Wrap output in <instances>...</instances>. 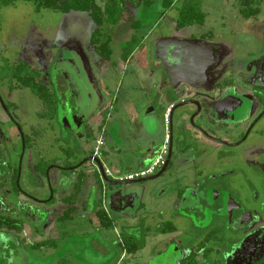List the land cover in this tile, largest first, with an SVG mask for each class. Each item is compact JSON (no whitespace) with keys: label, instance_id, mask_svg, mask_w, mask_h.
<instances>
[{"label":"flooded vegetation","instance_id":"flooded-vegetation-1","mask_svg":"<svg viewBox=\"0 0 264 264\" xmlns=\"http://www.w3.org/2000/svg\"><path fill=\"white\" fill-rule=\"evenodd\" d=\"M129 1L131 0H126L127 11L129 10L127 5ZM145 2L146 0L143 1V3ZM149 3L152 4V1ZM243 9H241L242 14ZM255 15L258 14L248 17L243 14L244 18L248 20L253 19ZM259 22L256 27L264 29V25H260ZM195 26L177 29L175 24L178 32ZM104 34L109 36L112 42V35L109 30L104 29ZM164 35L161 39L162 34H157V37L154 38L159 49L157 63L163 74L155 81L148 80V82L145 80L149 77L143 79V82L139 78L140 72L137 71L142 67L139 64V67L132 64L135 52L143 45L135 48L127 60L123 58L124 50L120 59H113V52L110 58H105L91 43V35L90 51L94 54L95 62L99 60L103 63L102 65L108 64L114 70L119 68L120 63L127 67L132 66V73H134L132 76L137 83L135 89L143 92L139 98L133 99L136 115L132 121L137 130L138 139L136 136L135 138L139 140V145L132 148L129 143H126L125 149L120 150L117 160L122 166L125 165V161L128 164L132 162L131 160H134L137 165H150L162 145L164 116L170 110L171 140L165 164L154 175L144 179L159 175L164 167H167V171L173 162L175 164L174 178L176 179L182 178V170L189 166L195 169L193 171L194 178L197 177L198 180H202V175H208L209 179L212 174H219L221 181L218 184H211L209 181L203 182L202 180L197 183V189H193L194 183L193 188L188 187L190 190L187 197H185L186 191L179 190L177 194L181 206L185 208L198 206L211 210L218 220V225L214 226L212 232L222 234L220 239L219 236L215 237V243L223 248L226 261L231 260L232 263L236 262V264H264V41L261 48L257 50L258 52L249 53L247 57H239L236 55L234 47L236 43H233V37L229 39V43L224 44L225 42L215 40L212 35L208 36V34L203 33L185 35L186 40H179L175 33L169 36H167L168 34ZM102 65H98V67L96 63L94 67L90 65L93 69L89 72L91 79L82 69L80 60L75 57L67 59L46 57L40 62L39 68L28 62L16 63L15 60H7L6 64L0 68L1 220L5 217H11L20 222L14 217L17 214L24 218L22 220L23 226L30 224L35 230L44 229L50 224L48 218H45L46 220L39 218L45 215L47 217L46 208H48L50 201H55V191L59 185L54 187L53 177L55 176L59 181L63 180L69 175V168L78 166L89 157L99 158L104 166L102 172L94 164L96 174L99 175L101 209L105 210L107 215L105 205L108 201V185L129 184L143 180L120 183L105 175L106 169H111L117 174L122 173L105 163L106 157L103 149L106 146L108 148L111 141L106 136L105 138L99 136L95 140L94 129L88 122L92 120L94 114H100V108L94 105L90 95L89 85L94 87L93 84L96 85L98 82L99 76L96 70ZM48 75L51 80H48ZM19 77L29 78L32 84L36 80L41 82L52 97L44 102L34 94L31 88L22 85L19 82ZM60 77L64 81L63 84L59 82ZM184 81H187L188 84ZM136 83L134 84L136 85ZM175 84L178 85L177 90L185 92L184 95L182 93L181 96H176V89L173 87ZM23 90L32 92L46 107L47 114H39L41 119L47 121L45 131L41 134L37 132V124L25 126L16 116L18 105L12 100V95ZM136 91L135 93L138 94ZM124 92L120 89L114 95L109 93L107 106L112 112L111 118L118 116L119 112L114 113L116 110L130 116L131 111L126 107L125 100L127 97ZM129 93L132 98L136 95H133L132 92ZM141 97L145 98L143 101L147 103L152 101L153 104L159 105L163 111L162 119L157 117L158 121L155 120L154 129L151 133L146 131V124L148 120L155 118L153 112L156 107L149 110L145 109L146 105L140 107L141 101L139 99ZM136 102H138L137 105ZM192 117L196 129L188 125ZM59 120L62 130L64 128L72 130L77 138L81 139V142L94 139L96 147L90 148L86 158L81 159L75 165L63 161L45 162L41 158L29 171L30 173H24L25 153L28 150H39L42 146L52 147L53 135L56 134L54 122ZM100 126L101 124L98 125V129L101 134L106 133L107 130ZM146 136L148 137L146 138ZM54 138L58 142L61 140L58 135H55ZM129 140L135 141L131 137ZM81 145L84 149L83 144ZM122 146L120 145L118 149ZM4 149L8 150L9 153L17 149L21 150L22 155L19 162L9 159ZM96 150L98 151L97 155ZM87 164L89 165V162L73 170L72 173L78 174L77 172H81V169L88 166ZM23 174H36V176L44 177L47 183L34 182V191L32 192L34 194L26 193L25 190L23 192L22 189L20 190ZM214 179L215 176L212 180ZM60 190L62 191V189ZM41 191L50 193L51 198L47 200L46 198H39L36 194H41L44 197ZM80 194L81 192L76 195L72 193L61 198V201L66 203H68L66 199L71 198L66 212L72 206L75 208L67 216L64 212L57 222H62L60 219L64 216V221H70L74 218L77 206L72 198L77 195L80 196ZM124 194H128V192ZM119 199L118 196L114 197L113 212L119 208ZM138 200L139 198L135 199L134 209H131L134 213L137 209H141V204L140 208L136 207ZM85 202L87 203V201ZM85 202H83L84 209L87 205ZM115 212L117 213V211ZM108 217L111 220L109 215ZM177 217L179 218V216ZM202 220L205 221L207 218ZM166 223L158 227L155 232L156 236L165 237L175 235L178 232L175 227L172 232L162 233L161 229ZM101 228L103 227L101 226ZM4 230L9 229L0 227V231ZM188 230V232H192L191 236L189 233L184 234V237L188 238V245H185L184 241L180 239L176 244L174 243L175 237L170 238L165 247H162V253H158L161 259L157 260L158 257L155 259L158 264H165L166 256L170 260L175 259L174 264H201V261L204 262L208 257L218 252L215 248L208 247L211 240L210 234L200 239L196 234L197 228L193 227ZM142 243L144 246L140 250L148 245L146 239ZM169 244H175L173 246L174 253L170 257L168 253ZM228 247L237 248L236 254L233 255L231 251H227ZM126 253L135 254L136 252Z\"/></svg>","mask_w":264,"mask_h":264},{"label":"rangeland","instance_id":"rangeland-1","mask_svg":"<svg viewBox=\"0 0 264 264\" xmlns=\"http://www.w3.org/2000/svg\"><path fill=\"white\" fill-rule=\"evenodd\" d=\"M107 1L96 0L101 6H105ZM143 1H129L127 4L129 10L121 23L115 28L105 26L104 29L109 30L112 35L110 49L114 55L113 59H120L124 48L128 44L129 49H135L139 45H143L139 46L140 48L138 47L139 49L135 52L132 64L133 66L139 67L140 65L142 67V78L147 79L149 77L145 80L146 82L148 80L155 81L163 74L157 63L159 49L158 44H156L157 41L154 39L157 37V34H162L161 39L164 34H168L167 36H169L175 33L179 40H183L185 39V35L203 33L208 34V36L212 35L215 40H221L222 43L225 42L224 44L229 43V39L233 37V43H236L234 46L236 55L239 57H247L249 53L258 52L257 50L263 45L264 29L256 26L258 21H260V25H264V0H253L251 7L258 11V15H255L250 20L244 18L241 13V9H246V5L243 4L242 0H203L202 10L206 14L204 25H196L182 32L176 31L175 28L182 0H176L175 7L169 10L163 7V0H146L145 3ZM150 1H152V4L149 3ZM160 28H162V31H160ZM95 29L96 26L87 13L71 12L63 14L59 11L46 9L38 11L32 1L19 0L13 5L0 9V68L6 64L7 60H15L16 63L28 62L39 68L40 62L46 57L63 59L75 57L80 60L82 69L91 79L89 75L91 73L89 72L93 69L90 65L94 67L96 63L98 67V65L103 64L99 60L95 62L94 54L90 51V38ZM132 68V66H128L126 69L128 74L125 72L123 76L115 74L111 78L101 77L100 80L103 84L108 85V91L111 94L113 93V95L120 89L130 91L134 83H136L132 76L134 74L132 73ZM47 78L51 80L49 75ZM61 78H59V82L63 84L64 81ZM136 92L138 94L133 99L139 98L143 93L140 90ZM12 96V100L18 105L16 116L21 123L25 126L37 124V132L43 133L47 126V121L41 119L39 114L45 115L47 114V110L41 100L27 90H23L20 93L15 92ZM69 100L72 99L69 98ZM139 100L141 101L140 107L146 105L145 109L147 108V110L156 107V110L153 112V116H155V118H152L153 120L158 121L157 117L162 119L163 111L159 105L155 103L154 105L152 101L151 103H147L143 101L145 98L142 97ZM99 112L101 114L100 119L106 120L112 114L106 105L101 107ZM118 112V120L115 116L109 122L113 129L110 128V132H107V135L104 134L103 136L110 137L111 135H117L119 141L125 144L129 143L132 148L135 145H139V140H137L138 137L136 136L137 130L135 129L134 122L131 121V117L128 114L125 115L120 110H116L114 113L117 114ZM88 122L94 129L96 140L101 135V131L98 129L99 122L97 123L93 119ZM54 125L56 134L53 135L52 147L42 146L41 149L36 151L28 150L24 157V173L31 171L41 158L45 162L63 161L64 163L75 165L81 159L84 160L86 158L81 144L86 143L91 149L96 147L94 139L91 141L84 139L85 141L81 142V139H78L72 130H66L65 128L62 130L60 120L58 122L55 121ZM61 131L62 133L60 134ZM55 135L60 136L61 140L59 142L55 140ZM130 137L135 141H130ZM103 150H108L107 146ZM7 151L4 149V152ZM7 154L6 156L9 159L15 160L17 163L22 155L19 149L12 153L7 152ZM106 164L109 166V162L106 161ZM85 168V171H89L87 180L91 182V187L93 188L99 180V175H96L94 163H89ZM194 170L190 166L186 167L182 170V178L176 179L174 178L175 164L173 162L164 174L160 177L158 175L157 177L155 176V179L129 184L108 185V197L119 190H122L124 193L133 190L139 196L136 207L140 208V204L144 203L145 208L137 209L136 213L130 209L116 213L106 203L105 208L113 221V226L107 229L95 226V222L93 223L89 219L88 213L83 208V202L88 201L86 204L90 205L94 210L101 209V192L98 193L95 200L91 197H86L88 196L87 193L86 196L77 195L73 197L72 199L77 206L74 218L70 221L57 222L59 217L68 209V203L61 201L62 197L58 192L59 194L55 196V201L48 203L49 206L46 208L47 217L45 215L39 218L41 220L48 218V223L55 222V229L53 227V230H59L61 235V241L56 253L46 258V263L158 264L155 259L157 257V260L161 259L158 253L163 250L162 247H165L167 241L175 237L174 243L177 244V241L180 239L184 241L185 245H188V238L184 237V234L189 233V236H191L192 232H188V229L195 227L198 230L196 234L200 239L210 234L211 240L208 243V247L215 248L218 251L204 262L201 261V264H236V262L232 263L231 260L226 261L224 259L223 248L219 245L217 246L215 243V237L219 236L220 239L222 234L212 232L218 220L211 210L198 206H191V208L181 206V201L177 194L179 190L183 189V191H186L185 197H187L190 190L188 187L193 188L194 183L195 187L193 189H197V183L202 180L203 182L209 181L211 184H218L221 181V177L217 173L212 174L209 179L208 175H202V180H198L197 177L194 178ZM202 171L205 173L204 170ZM205 176L206 179L204 180ZM214 176L215 179L212 180ZM34 182H43L44 184V182L47 183V180L44 177L36 176V174H23L20 190L32 193L34 191ZM41 193L44 197L41 194L36 195L39 198H46V200L51 198L50 193H46V191H41ZM14 217L20 222L24 220L21 215L16 214ZM203 218H207V220L203 221ZM166 222L173 224L178 232L175 235L165 237L156 236L155 232L158 230V227H161ZM96 223L101 226L98 217ZM130 237L135 243H142L146 239L148 245L135 254H127V251L124 250V240ZM162 239L164 241H161ZM161 242L164 243L162 244ZM174 245L169 244V257L174 253ZM237 250V248H227V251H231L233 255L236 254ZM62 252L68 254L64 260L58 259L57 256ZM4 254L3 245L0 242V264L4 263V261L2 262ZM122 256L123 258L120 259ZM166 260L165 264H174L175 259L170 260L166 256Z\"/></svg>","mask_w":264,"mask_h":264},{"label":"crops","instance_id":"crops-1","mask_svg":"<svg viewBox=\"0 0 264 264\" xmlns=\"http://www.w3.org/2000/svg\"><path fill=\"white\" fill-rule=\"evenodd\" d=\"M126 69H127V66L124 65L123 63H120L119 68L117 70L112 69L111 66L108 64L102 65L101 67H99L96 70V72L98 73V76H99L98 82H96V85L93 84L94 87H91L89 85L90 90H91L90 95L93 98L94 105H96L99 108L103 107L104 105H106V106L108 105L110 92L108 91V85H105V84H103V82H101V80H100L101 77L110 78V77L114 76L115 74L117 76H119V75L123 76L125 74V72H126V74H128ZM137 72H140V74H138V75H140L139 78L142 81L143 80V78H142L143 77L142 76L143 70L139 69ZM132 87L133 88L130 91L126 90L124 92L125 96L127 97L126 100L124 99L126 101V107H128L131 111V114H130L131 121L135 118L136 113H135V108H133L134 107V103H133L134 101H133L132 95H129L130 94L129 92H132L133 95L136 94L135 88L137 87V83H136V85L134 84V86H132ZM100 116H101V114H99V113L94 114L92 119L97 121V123L99 122V124H101L100 127H102V129L107 130V132H110L111 125L109 124V122H110V120L112 121L114 118H111V116H110V119L108 118L106 120V119H100ZM116 119L118 120V116L116 117ZM107 132L101 134L100 136H102V138H105V136H103V135L104 134L107 135ZM110 137H108V140L111 141V144L108 146V150L104 151V156L106 157V161L109 162V166L111 165L110 167H112L114 170L119 171L122 174H125V173H130L133 171H137L139 169H144L147 166H149V164H147V165L146 164L145 165H143V164L139 165L138 164L137 165V163L134 160H131L132 161L131 163H128L127 165H124V166H122L121 163L119 164L117 157L120 153V150L125 149V147H124L125 143L122 141H119V137L117 135H115V136L112 135ZM147 137L148 136H146V138ZM120 145H123V146L120 149H118ZM83 146H84V152L87 155V153L90 150V147L86 143H84ZM84 169H86V168L81 169V172L86 174V178H85V181L83 183L80 196H84V195L86 196V193H87L88 196H86V197H91L95 200L98 193H100V191H101L100 188H98L100 186V184H99V182H96L97 184L94 185L92 188L91 182L89 180H87L88 175H89L88 174L89 171L88 170L85 171ZM77 179H78V174H76V173L74 174V173H72V171H70L69 175L66 176L61 181L57 180L54 176L53 177L54 187L55 186L57 187V184H59L58 185L59 190L57 187L56 188L57 191H55V196L58 195L59 193H60L59 195H61V197L62 196L66 197L67 195H71L72 193L74 194L75 184L77 183ZM60 189H62V191ZM129 192H135V191L131 190ZM114 193H117V191ZM114 193H112V194H114ZM90 194H91V196H90ZM64 197H62V198H64ZM137 198H139V196ZM108 199H109V197H108ZM90 200H92V199H90ZM108 201H107V204H108ZM85 205H86V202H85ZM144 208H145V204L141 203V209H144ZM85 211L88 213L89 219H91V221L93 223L95 222L94 223L95 226L101 228L100 224L96 223L97 214L95 213V210L93 208H91L90 205H86ZM108 215H109V213H108ZM50 224L48 226H46L44 229L39 228V229L35 230V228L32 225L26 224L23 226L21 232H18L15 230H13V231H10V230L0 231V236H1L0 242L3 245V251L5 253L3 258H2V262L4 261L3 264H47L45 261L46 258L51 257L56 253L57 248H58L60 241H61V235L59 233V230H53V227L55 229V222L52 221V222H50ZM67 255H68L67 253L62 252L60 255H57V256H58V259L64 260L67 258ZM122 258H123V256L120 259H122ZM52 264H56V262H53Z\"/></svg>","mask_w":264,"mask_h":264},{"label":"trees","instance_id":"trees-1","mask_svg":"<svg viewBox=\"0 0 264 264\" xmlns=\"http://www.w3.org/2000/svg\"><path fill=\"white\" fill-rule=\"evenodd\" d=\"M19 0H0V9L2 7L10 6L15 4ZM32 1L37 10H55L63 14L71 12H81L89 14L90 18L96 25V30L92 34L91 43L96 47L100 52L101 56L105 58H110L112 51L110 49L111 38L104 34V27L117 26L124 18L127 8L126 0H108L105 6L99 5L96 0H26ZM178 1V0H177ZM243 4L246 5V9H243V14L248 17L254 14H257L258 11L255 8L251 7L253 0H242ZM176 4V0H163V7L166 10L172 9ZM203 0H182L181 6L179 8V16L176 20L177 29H182L195 25H202L205 22L206 14L202 10ZM133 48L129 49V44L124 48L123 58L127 60ZM19 82L22 85L31 88V90L44 102H47L51 95H49L46 87L39 81L32 82L29 81V78L19 77ZM72 165V164H71ZM78 173L77 183L75 184L74 195L81 192L83 183L86 178V174L82 172ZM66 201L69 203L71 198H67ZM73 208L66 212V216L73 211ZM98 218L100 220L101 226L103 228H111L113 226V221L109 219L107 213L103 209L96 211ZM64 217L60 220L64 221ZM0 227H5L9 230H15L18 232L22 231L23 222H17L11 217H5L0 219ZM175 230L173 224L166 223L161 229L162 233L172 232ZM144 243H135L131 237L125 241L124 248L128 253H135L140 248H143Z\"/></svg>","mask_w":264,"mask_h":264},{"label":"built area","instance_id":"built-area-1","mask_svg":"<svg viewBox=\"0 0 264 264\" xmlns=\"http://www.w3.org/2000/svg\"><path fill=\"white\" fill-rule=\"evenodd\" d=\"M170 110L167 111V113L164 116V138L162 145L153 159L152 163L147 166L144 169H139L137 171H133L126 174H117L111 169L105 170V175L108 178H111L117 182L124 183V182H132L136 180H141L144 178H147L149 176L154 175L158 170H160L166 161V157L169 152V146H170V140H171V126H170V116H169ZM99 143V141H98ZM96 150V155H97Z\"/></svg>","mask_w":264,"mask_h":264},{"label":"water","instance_id":"water-1","mask_svg":"<svg viewBox=\"0 0 264 264\" xmlns=\"http://www.w3.org/2000/svg\"><path fill=\"white\" fill-rule=\"evenodd\" d=\"M184 83H187V81H184ZM188 84V83H187ZM178 85H173L174 89H176V96H181L180 94L184 93L185 92H182V90H177ZM163 99V98H162ZM185 120V119H184ZM155 120H148L147 124H146V131L148 133H151L154 129V125H155ZM190 126L194 127V118L192 117L191 120L189 121V124ZM187 125V126H188ZM195 128V127H194ZM196 129V128H195ZM124 160V159H123ZM94 163L98 166V168L103 172L104 171V166H103V163L102 161L99 159V158H94V157H89L88 159H85L82 163H80L78 166L76 167H72V168H69L70 171H73V170H76L78 169L79 167H82L83 165H85L86 163ZM125 165H127V161L124 162ZM166 168L167 167H164L161 171V173L158 175V177H160L165 171H166ZM157 177V176H156ZM156 177H151L149 179H143L139 182H144V181H148L150 179H155ZM118 196L119 201H118V204H119V208L117 210H114V211H117V212H123V211H127V210H131V209H134V201L135 199L138 197V194L136 192H131V193H128V194H124V192L122 190H119L117 191V193H114V194H111L109 196V201H108V205L109 207L111 208V210L113 209V204H114V197ZM128 202V203H127Z\"/></svg>","mask_w":264,"mask_h":264}]
</instances>
